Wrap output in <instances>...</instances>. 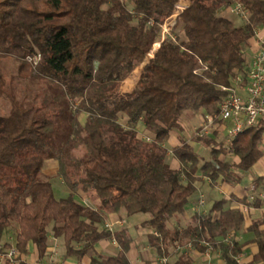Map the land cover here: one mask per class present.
<instances>
[{"label": "trees", "instance_id": "16d2710c", "mask_svg": "<svg viewBox=\"0 0 264 264\" xmlns=\"http://www.w3.org/2000/svg\"><path fill=\"white\" fill-rule=\"evenodd\" d=\"M235 3L248 14L239 25L225 12ZM262 28L264 0H0V246H14L17 264L30 248L43 264L51 241L65 262L131 264L128 230L105 225L110 215L144 214L160 258L187 243L202 254L204 241L226 264L255 244L251 264H264L261 221L246 227L247 215L232 207L247 205L245 197L216 200L187 227L168 226L201 179L239 184L264 157V119L228 149L193 134L209 153L182 141L171 151L176 170L165 147L181 133L182 117L218 113L222 88L245 76ZM36 57V64L27 60ZM48 161L56 166L52 178L43 171ZM49 177L65 196L54 195ZM263 178L254 181L264 185ZM112 239L116 254L98 249ZM173 264L189 260L181 255Z\"/></svg>", "mask_w": 264, "mask_h": 264}, {"label": "crops", "instance_id": "0c3cea01", "mask_svg": "<svg viewBox=\"0 0 264 264\" xmlns=\"http://www.w3.org/2000/svg\"><path fill=\"white\" fill-rule=\"evenodd\" d=\"M251 44H252V41H251ZM240 93H242V92H240ZM193 118L195 119L194 120L195 122H193L190 125L191 131H192V132H190V134H188L186 127H184L181 123L180 124L181 133H172L170 135V138L168 139V142L165 145V147L167 148L169 153L172 151V149L179 146L182 141H186L187 143L191 144L193 147H194V145H201L199 143H193L191 140L193 137V131L195 130L196 127L199 126V124L203 120L204 116L196 115ZM206 138H209V134ZM211 139L215 140L214 138H211ZM263 144H262V148L264 150ZM168 158H169L170 167L172 169L176 170V169L180 168V163L178 162V160H176L173 157L172 154H171V156H169V154H168ZM235 159H237V158H232V160L237 163L238 159L237 160H235ZM260 161L261 162L263 161V163H264V157H262L258 161V163ZM255 165H254V167H255ZM260 168H261V170H258L257 168H255L257 175L254 178H246V176H245L239 184H235L232 186L228 185V184H226V185L221 184V183L217 184L216 186H211L207 179H201V181L196 184L195 197L191 200V202L188 205V207L186 208L184 214L181 217L174 219V223L170 226V228L173 229V228L187 227L189 225V223H191L192 218H193L192 216L194 215V213H197L196 206H197V202L200 198H202L203 203H204L202 208H200V212L202 214H205L212 207L213 203L216 200H219L221 198L229 199L231 196H235L236 198H239V199L245 197L246 191H247L246 187L249 186L250 182L254 181L257 178L264 177V166H261ZM257 183L262 185L261 181L257 182ZM243 205L244 204L238 205V204L233 203L232 207H239L242 211ZM247 206H248V204H247ZM245 215H247V221L245 223L246 227H249L253 220H255V221L258 220V221H261V225L258 228L260 230L264 231V209L263 208L251 205L250 210ZM118 219L123 221V225L121 227L115 225V228H120V229L125 228L128 230V227L126 225V220H125L122 213L119 215H110V217L107 220H109V222H111V223H115L116 221H118ZM143 223H144V221L141 222L140 224H136L133 227L135 235L133 233L130 234V232L128 231V233L131 235V237L133 239L132 249L130 250V252L128 254L129 261L131 264H145V262H148V261H151L152 262L151 264H157L156 259H157L158 255L150 247V245L148 244L147 238H146L147 234L149 233L150 230H149V228L144 227ZM251 238H252V234L248 233L246 235L239 236L237 238V240H238V242L240 241V243L241 242L243 243L244 241H248ZM6 241H7V239L3 242H6ZM54 248L56 251V255L52 254V250ZM98 249L100 251H104L108 254H116L119 251L118 247L112 245L111 243H108V244L102 243V244L98 245ZM173 250H174L173 247L170 248L169 256L166 258L168 264H173V263L177 262L178 258L181 255H183V257H186L189 260V264H208V263L209 264H226L225 261L221 258L219 252H215V253L212 252L210 255V260H209V262H207L206 258L203 257V255L197 251H192V252L187 253L185 251H180V250L177 252H174ZM59 251H60V248L58 246L57 241H51L50 246H49V250H48L46 256L44 257V259L42 260V263L43 264H45V263H50V264L58 263L61 260ZM256 252H257V247L255 244L247 245L244 248V251L242 253H240L242 255L241 259H240V261H241L240 263L241 264H251L252 259H253V255H255ZM22 260H24V264H32L34 261H36L37 256L35 254L34 249L30 248L29 255L27 257L23 258ZM88 261H89V259L87 257H85L82 259L81 263L79 262L78 264H88ZM66 262L68 264L69 263L70 264H77L75 262V260H73V259H69Z\"/></svg>", "mask_w": 264, "mask_h": 264}, {"label": "built area", "instance_id": "2783aa9c", "mask_svg": "<svg viewBox=\"0 0 264 264\" xmlns=\"http://www.w3.org/2000/svg\"><path fill=\"white\" fill-rule=\"evenodd\" d=\"M225 12L237 16L243 22L247 21V11H245L243 6L239 3H235L233 6L228 7ZM249 52L250 62L245 76H238L233 80L230 87L222 88V90L226 92V96L218 104V113L215 116L206 115L203 118L202 125L195 128L194 132L196 136L204 138L208 136L209 130L215 125V119L219 121H229L232 124V129L228 133L229 137L226 140V149L229 148V145L237 135L245 129L254 127L259 120L264 119V28L255 32ZM38 59V57L33 59L27 58V60L33 64H36ZM246 188L245 198L248 206L243 205L242 212L246 214L250 210V206L256 202H259L260 207L264 209V185L252 181ZM203 205V200L200 198L196 206L197 212H200V208H202ZM115 225L121 227L123 221L118 220L115 223H107L105 229L109 232H113ZM153 235L159 236L156 232H153ZM232 239V234H228L227 237L223 239V242L229 244ZM111 244L117 246L113 239ZM198 245L205 248L202 255L206 258L207 262H209L211 253L217 251L204 241H201V243L199 242ZM177 250L187 253L196 251L193 244L190 243L182 247H177ZM52 254L56 255L55 248L52 250ZM17 255L18 253L14 246L6 250L0 246V264H17ZM241 256L242 255L239 254L234 258L237 264H241ZM156 263L167 264V260L166 258H160L158 256ZM32 264H40V262L34 261ZM56 264L68 263L60 260Z\"/></svg>", "mask_w": 264, "mask_h": 264}, {"label": "rangeland", "instance_id": "374dc122", "mask_svg": "<svg viewBox=\"0 0 264 264\" xmlns=\"http://www.w3.org/2000/svg\"><path fill=\"white\" fill-rule=\"evenodd\" d=\"M189 1H191V0H189ZM227 16L235 23V25H239L241 23V20L237 16L231 15V14H227ZM168 32L169 31L164 32L163 25H162L161 34H163L165 36ZM248 54H250L249 51H248ZM10 65H11V63H8L7 64L8 67H10ZM135 73L136 74L141 73L140 70H139V68L135 71ZM123 90H127V89L124 88ZM194 120H195L194 118L190 119V118H188V116H184V117H182V120L180 121V124L182 123V125L184 127H186V129L188 131V134H190V132H192L191 131V128H190V125L193 122H195ZM214 121H215L214 122L215 125L213 126V128H211L209 130V133H208L209 134V138L211 137V138H214L217 142H222L223 143V146L226 147V144H227V141L226 140L229 137V134L228 133L232 129V124L229 121H224V120L223 121H219L218 119H215ZM202 123H203V120L200 122L199 126H201ZM194 132H195V130L193 131V134H194ZM262 139H264V133L262 134ZM262 141H263L262 142V144H263L264 143V140H262ZM263 146H264V144H263ZM194 148L201 155L207 157L209 151L205 147H203L202 145H194ZM169 156H171V152L169 153ZM235 160H237V159H235ZM260 165L261 166H264L263 161L262 162L260 161L259 163L257 162V164L255 165V167L253 166V168L246 175V178H254L257 175L255 168H257L258 170H261V168H260L261 166ZM55 167L56 166H55V163H53V161H48V162L45 163L44 170L43 171H44L45 174L51 176V178H52V176L55 173ZM51 183H52V187H53V190H54V195L56 197H61L63 195L64 196L66 195V193H67L66 189L61 185V183L57 179H51ZM263 183H264V178H263ZM194 197H195V195L193 196V198ZM91 201L94 202L93 200H91ZM123 215H124V218L126 220V225L128 227V231L130 232V234L133 233L134 235H135V232H134V228L133 227L136 224H140L141 222H143V221H145L147 219V216L144 215V214H136V215H133V216H127L125 214H123ZM173 223H174V219L171 220L168 223V226L170 227ZM6 239L7 238L4 237L2 241H5ZM63 252H64V249L61 250V253H63ZM59 253H60V251H59Z\"/></svg>", "mask_w": 264, "mask_h": 264}, {"label": "water", "instance_id": "95a60500", "mask_svg": "<svg viewBox=\"0 0 264 264\" xmlns=\"http://www.w3.org/2000/svg\"><path fill=\"white\" fill-rule=\"evenodd\" d=\"M181 13V12H180ZM178 15V14H177Z\"/></svg>", "mask_w": 264, "mask_h": 264}]
</instances>
